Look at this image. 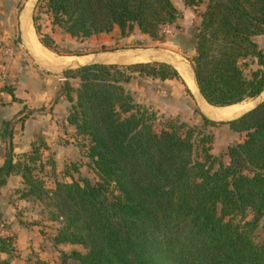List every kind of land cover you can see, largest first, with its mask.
<instances>
[{
    "label": "trees",
    "instance_id": "obj_1",
    "mask_svg": "<svg viewBox=\"0 0 264 264\" xmlns=\"http://www.w3.org/2000/svg\"><path fill=\"white\" fill-rule=\"evenodd\" d=\"M37 2L41 9L33 14V25L50 51L57 44L41 30L38 12L53 31L75 39L115 27L122 36L137 28L161 39L163 26L179 28L172 0ZM199 16L189 36H175L193 49L189 61L202 97L220 108L258 97L264 92V48L257 42L264 34V0H207ZM63 76L62 94L70 103L66 121L94 180L74 176L76 161L65 162L57 176L39 145L10 153L0 167V186L9 174L21 175L19 197L33 199L43 217L58 224L55 244L84 247L63 252V264L70 258L79 264H264V241L256 235L264 217V99L225 121L203 115L197 126L166 118L157 128V113L138 103L126 85L138 77L179 78L171 64L91 62L65 69ZM71 78L78 79L77 86ZM217 123L242 134L228 145L227 162L211 151L213 135L205 131ZM3 126L2 139L9 136L7 123ZM47 166L52 188L41 174ZM12 250L11 239L0 237V264H9L2 255Z\"/></svg>",
    "mask_w": 264,
    "mask_h": 264
},
{
    "label": "rangeland",
    "instance_id": "obj_2",
    "mask_svg": "<svg viewBox=\"0 0 264 264\" xmlns=\"http://www.w3.org/2000/svg\"><path fill=\"white\" fill-rule=\"evenodd\" d=\"M0 1L3 3L5 0ZM6 1L9 3L7 9L4 5H2L1 9L8 10L7 13L11 15L9 16L11 25L10 23L6 24L8 37L4 32V35H1L2 32L0 31V38L5 44L12 48L14 53L20 51L21 58H26L29 63L33 64V67L39 65L42 71L52 75V78L57 79V75L63 74L65 69L76 68L78 64L91 62L130 64L135 62L163 61L175 67L179 73V78L160 81L157 79L138 77L132 80L130 84L126 85V88L131 92L132 96L135 98V100H137L138 103L149 106L157 113V128L159 127L160 122L166 118H176L185 121L190 125L201 126L203 123L202 116L204 115L211 120L219 122V119H230L238 116L246 109L252 107L258 101L264 99L263 92L254 99L242 101V105H240V108L237 109L232 117L214 118L208 114L207 110H217L220 107H213L209 105L200 96L197 86L196 89L191 87L190 82L192 81L195 83L192 66L189 61L193 49H190V47L187 46H182L179 42H177V37L175 34L186 32L188 34L187 36H189L188 31L199 24V15L204 10L207 0H200L196 6H186L182 0H172L180 13V16L177 20V25L180 29H173L174 25L163 26L162 32L164 28L168 29L169 31H164L163 37L161 39H152L150 36L141 33L137 28H134L126 36H122L117 27L107 34L92 36L88 39H75L67 34H64L56 27L53 31L52 25L50 24L47 16L41 12H38L40 16L39 24L41 26V30H43L45 33L47 32L51 34L57 44L55 50L51 51L56 55H67L73 57L71 61L66 63L56 62L52 64H46L42 58H39L40 61L36 62L37 60H35L30 54V52H32L31 49L25 43L23 20L30 18L33 24V14L41 9L37 7L38 2H36L35 6H33L34 0ZM35 34L38 41L40 36L36 32ZM38 42H40V40ZM257 42L259 43V46L264 48V34L257 38ZM41 46L43 47V44ZM134 55L136 57H134ZM1 57L3 58V56ZM81 57L83 58L79 60ZM36 58L38 59V56ZM69 82L72 85H77L78 79L71 78L69 79ZM61 85V92L63 93L64 83ZM205 131L212 133L213 135L211 151L214 154L223 155L224 161L227 162L228 158L226 156V150L228 145L238 142L242 138V134L234 133L225 123L208 125L205 127ZM65 134L67 137H63V139L65 138L64 140H69L71 138V131L65 132ZM68 153L72 152L68 151ZM74 161L80 163L78 173L74 174L76 178L87 177L90 180H94L95 174L93 171H91L87 159L83 157L81 153H79V157L75 156V158L70 159L67 162L70 163ZM57 170L58 168H56V174L57 176H60V172ZM41 174L43 175L45 186L47 188H52L54 185L53 177L51 176L49 168L45 167L44 172ZM4 187H7V185ZM21 188L22 187L20 185H14L11 186L8 193L6 192L3 194V199L5 202L9 203L10 201L13 203L11 205L13 206L14 210L12 213L9 212V215L4 213V211H1L0 222L4 221L7 223L8 229H10L13 234L12 238H10L12 243L14 242L16 232L13 229L14 226L12 227V225H15L16 227L17 224L18 228L22 227L23 230H26V234H23L21 237L22 240L25 239L24 242H31V244H33L34 236H39L38 238H41L38 233L39 230H44L45 225L40 221L42 216L39 209L40 206L38 204L36 205L33 199L28 200V202H30L28 205H24L25 203H22L21 205H19V203H15L17 202V199L20 198V195H18L20 194L18 190ZM44 201L46 202L48 199L44 198ZM10 216L15 220L13 223H11ZM35 222H38V225L41 226V229H37L35 227ZM260 226L261 227L258 229V231H256V235L259 240L264 241V217L261 220ZM45 233H47V231ZM38 238H36L34 242L41 243L38 241ZM24 242L23 244H26ZM74 248L81 252L85 250L81 245H69V247H66V252L76 250ZM63 251L64 250L61 252L63 253ZM65 264L79 263L78 261L70 258Z\"/></svg>",
    "mask_w": 264,
    "mask_h": 264
},
{
    "label": "crops",
    "instance_id": "obj_3",
    "mask_svg": "<svg viewBox=\"0 0 264 264\" xmlns=\"http://www.w3.org/2000/svg\"><path fill=\"white\" fill-rule=\"evenodd\" d=\"M8 4L6 0L3 3L0 1V31L2 32L1 35L4 32L6 36V24L10 23L11 25L9 18L11 15L6 10ZM2 5L6 9L2 10ZM28 19L23 20L25 43L32 51L30 52L31 56L38 62L41 56L31 47L25 35V27L26 30L28 29ZM45 49L54 54L58 62H61L60 60L70 61L73 59L72 56L56 55L48 50L47 47ZM37 56L38 59L36 58ZM82 58H79V60ZM44 62L46 63L45 60ZM9 66V77L4 85L0 86V132L4 128L3 123H7L9 131V136L4 139L0 137V167L5 164L10 153L16 156L29 152L33 146L39 145L43 160L51 158L55 164V168H58L57 171L60 172L65 162L75 158V156L79 157V153H81L77 145L74 128L66 121L70 103L61 92V84L64 83L63 81L66 78L61 74L57 75L58 78L55 79L52 78V75L42 71L39 65L33 67V64L29 63L26 58H21L20 51L14 53V56L9 59ZM68 131H71V138L64 140L65 138L63 139V137H67L65 132ZM68 151L72 153H68ZM47 167L51 172L50 167ZM51 176L54 182L52 172ZM5 185L7 187H4ZM14 185L23 186L21 175L16 173L9 174L6 177L5 183L0 186V212L4 211L8 215L9 212L12 213L14 210L11 205L13 203L9 200V203L5 202L3 194L8 193L11 186ZM28 200V198H18L15 203H19V205L25 203L24 205H28L30 203ZM10 219L11 223L15 221L11 216ZM40 221L45 225L44 230H39L38 234L41 238L34 236V241L38 238V241L41 243L34 241L33 244L31 242H24L25 239L22 240L21 237L23 234H26V230H23L20 225V228L17 227V224L16 227L12 225L16 231L14 242L12 243L13 250L10 255H2L3 257H8L9 264H39V260H45L49 264H62L61 251L64 250L63 252H66V247H69V245L76 246V244L70 243L55 244L53 237L58 224L46 220L43 215ZM38 222L34 223L35 227L41 229ZM46 231L47 233H45ZM23 242L26 244H23Z\"/></svg>",
    "mask_w": 264,
    "mask_h": 264
},
{
    "label": "bare ground",
    "instance_id": "obj_4",
    "mask_svg": "<svg viewBox=\"0 0 264 264\" xmlns=\"http://www.w3.org/2000/svg\"><path fill=\"white\" fill-rule=\"evenodd\" d=\"M28 20H29L28 23H27L28 24V29L26 30V27H25V31H26L25 32V35H26V38L28 39V41L30 42L31 47H33L36 50V52L41 56L42 59H44L46 61L47 64H52V63L58 62L56 60L54 54H52L51 52L47 51L44 47H42L39 44V42L37 41V37H36V34H35V30H34L32 21H31L30 18ZM134 57H136V56L134 55ZM61 62L62 63H66V62H68V60L67 61L61 60ZM190 84H191V87L192 88H195L196 89V85H195L196 82L193 83L191 81ZM202 99H203V97H202ZM203 100H205V99H203ZM240 105L241 104L236 105V106H232V107H227V108H219L217 110H207V112H208V114L211 117H214V118L232 117L234 115V113L237 111V109L240 108Z\"/></svg>",
    "mask_w": 264,
    "mask_h": 264
},
{
    "label": "built area",
    "instance_id": "obj_5",
    "mask_svg": "<svg viewBox=\"0 0 264 264\" xmlns=\"http://www.w3.org/2000/svg\"><path fill=\"white\" fill-rule=\"evenodd\" d=\"M164 31H169L168 29H163ZM0 55L3 56L0 60V86H3L8 76L10 74L9 59L14 56V51L10 46L5 44L0 38ZM13 234L10 229H8L7 223L4 221L0 222V237L10 239Z\"/></svg>",
    "mask_w": 264,
    "mask_h": 264
},
{
    "label": "water",
    "instance_id": "obj_6",
    "mask_svg": "<svg viewBox=\"0 0 264 264\" xmlns=\"http://www.w3.org/2000/svg\"><path fill=\"white\" fill-rule=\"evenodd\" d=\"M36 2H37V0H34V1H33V6H35ZM85 64H88V63H85ZM80 65H84V64H78L77 67L80 66ZM192 72H193V70H192ZM193 76H194V72H193ZM194 80H195V76H194ZM195 82H196V81H195ZM196 86H197V84H196ZM197 89H198V87H197ZM198 92H199V89H198ZM199 94H200V92H199ZM261 94H262V93H261ZM200 96L202 97L201 94H200ZM203 99H204V98H203ZM262 100H263V99H262ZM262 100H260V101H262ZM260 101H258L257 103H259ZM257 103H256V104H257ZM256 104H254V105H256ZM254 105H253V106H254ZM253 106H252V107H253ZM250 108H251V107H250ZM246 110H248V109H246ZM246 110H245V111H246ZM243 112H244V111H243ZM240 114H241V113H240ZM240 114H239V115H240ZM225 120H228V119H219V121H225Z\"/></svg>",
    "mask_w": 264,
    "mask_h": 264
}]
</instances>
